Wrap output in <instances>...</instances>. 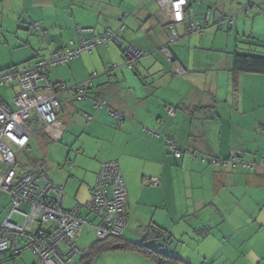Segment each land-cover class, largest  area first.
Instances as JSON below:
<instances>
[{
  "label": "crops",
  "instance_id": "0c3cea01",
  "mask_svg": "<svg viewBox=\"0 0 264 264\" xmlns=\"http://www.w3.org/2000/svg\"><path fill=\"white\" fill-rule=\"evenodd\" d=\"M21 1L0 0V23L10 26L9 30L18 24L16 16L22 20L26 13L30 18L26 32L32 36L33 45L29 39L17 45L14 31L0 36L1 44L9 52L35 47V57L28 60L33 62L21 69L31 68L39 59H48L51 53L70 43L77 46L80 39L98 37L109 31L116 34L119 41V44L95 46L90 53L82 51L78 59L54 68L55 71H46L50 82L67 87V91L59 95L57 118L62 124L61 135L58 139L33 135L28 147L32 150L35 143L62 140L66 134L95 141L87 156L92 163L90 169L97 174L100 164L111 161L117 162L120 168L126 189L121 240L130 242H140L146 229L154 225L171 235L173 228L166 217L169 214L177 216V220L180 217L178 212L169 209L173 199L168 193L176 190V177L180 176L186 194L185 213L196 221L191 229L185 225L184 232H188L185 237L189 240V234L197 243L212 242V251L203 254L210 264L216 263V257L223 264H237L242 249L253 250L248 241L240 240L243 231L257 234V220L259 217L264 220V72L240 73L234 81L232 53L237 52L233 49L234 43L237 45L239 37H243L240 43H245L246 48L241 50L242 54L264 56V35L239 31L237 22L234 43L229 34L221 38L223 45L215 46L217 37L224 35L220 23L226 17L218 20L207 7L206 14L201 16L203 13L199 14L198 10L204 0L195 1V14L192 12L194 0H186L189 18L175 25L181 39L189 38L185 45L173 47L168 46L165 32L172 18L160 0H29L28 10L25 9L28 0H23L22 7L27 12L17 15L16 8ZM209 18L213 23L210 24ZM191 23L202 30L200 34L187 33ZM34 25L41 28L40 32ZM78 29H91L93 33L80 34ZM12 35L16 41L13 44L10 43ZM128 46L142 52L130 67L124 65L123 51ZM163 48L169 49L168 55ZM157 54L162 64L169 66L161 65ZM17 60L16 65L23 59ZM179 66L184 68L183 74L176 72ZM88 81H91L86 91L88 97L80 104H73L72 88ZM4 88L6 92L0 93V97L10 103L16 88ZM96 103L102 106L95 107ZM168 108L174 109L172 116ZM31 124L38 125L33 113ZM167 139L177 142L180 158L175 159L169 152ZM232 155L250 167L221 164ZM203 157L206 162L202 161ZM212 159L216 163L211 162ZM69 160L49 173L44 167L37 169L52 183L63 187L61 207L64 210L85 204L96 179L95 174L93 180L86 183V177L78 175L83 168L74 166L77 159ZM73 173L80 179L76 180ZM148 178L156 179L157 184H151ZM20 209L26 210V206L21 205ZM12 216L11 220L16 222ZM83 218L96 224L90 213ZM263 244L249 256L253 263L260 264L264 260ZM25 246L26 240L20 239L18 247ZM230 250L235 251L233 255L228 254ZM16 257L9 259L14 261ZM78 260L75 258L72 264H78ZM4 261L6 259L1 257L0 264Z\"/></svg>",
  "mask_w": 264,
  "mask_h": 264
},
{
  "label": "built area",
  "instance_id": "2783aa9c",
  "mask_svg": "<svg viewBox=\"0 0 264 264\" xmlns=\"http://www.w3.org/2000/svg\"><path fill=\"white\" fill-rule=\"evenodd\" d=\"M160 1L172 18L167 27L170 46L180 38L174 24L182 20L187 2ZM34 29L37 32L41 30L37 25H34ZM120 29L122 30L123 26ZM201 31L193 23L189 24L187 29L188 34ZM78 32L93 33L91 29H78ZM108 43L119 44L116 34L108 31L98 37L80 39L77 46L70 43L65 48L51 53L48 59L37 60L31 68L0 72V88H16L10 103L0 97V192L3 191L10 197L9 214L0 224V262L1 257L13 258L19 256L22 249L29 248L41 264H72L73 260L81 255L75 240L83 226H92L98 241L122 239L126 189L117 162L100 164L89 200L72 210H64L61 207L63 187L52 183L41 169L35 173L25 172L20 175L15 167L16 152L25 150L31 136L46 135L47 138L58 139L61 135L62 124L57 118L59 95L66 92L67 87L50 82L46 71L67 64L82 51L90 53L95 46ZM163 52L168 55L167 48H163ZM141 56L142 52L128 46L125 50L124 65L133 66ZM176 72L183 74L184 68L179 66ZM89 86L91 81L72 88L77 101L85 98ZM101 106V103L95 104V107ZM167 112L172 116L174 109L168 108ZM32 113L38 121L37 127L31 124ZM89 120L87 117V121ZM166 144L175 159L181 157L177 142L167 139ZM206 160V157L202 158L203 162ZM211 162L216 163V160L212 159ZM226 163L232 167L238 164L250 167L236 155H232L226 162H221L222 165ZM149 181L151 184H157L156 179ZM21 205H25L26 210L20 209ZM82 209L94 215L97 219L95 225L81 216ZM12 214L20 216L23 222L12 221ZM35 225L37 227H34ZM43 226L46 228L43 229ZM20 239L26 240V246L23 248L18 247Z\"/></svg>",
  "mask_w": 264,
  "mask_h": 264
},
{
  "label": "rangeland",
  "instance_id": "374dc122",
  "mask_svg": "<svg viewBox=\"0 0 264 264\" xmlns=\"http://www.w3.org/2000/svg\"><path fill=\"white\" fill-rule=\"evenodd\" d=\"M22 1L21 3H18V6L16 8L17 15L27 12V10L29 9L28 7L29 0L25 3V9L27 10H25L24 7H22L23 5ZM195 1H198V0H194V3H193L194 6L192 7L193 14H195L194 12L195 6H196ZM201 1L203 0H200V2ZM252 3L259 5V6H255L254 8L249 7L250 5L248 4H252ZM206 7L209 9L212 15L216 14L218 16L219 18L218 20L226 17V19L220 23V26L222 28L221 31L223 32L224 35H220V37H217L215 46L223 45L224 42L222 41L221 38H225V36L229 34H230L231 41L234 43V40L236 37L235 25L237 22L239 23L238 24L239 31H244L246 34L251 33V35L259 36V37H262V35H264V0H204L203 2L200 3V10H198L199 14L203 13V14H200L201 16H204L206 14V11H207ZM16 19H17L16 21L18 24L16 26H12V30L11 29L9 30L8 27L10 26L6 25L5 23H0V36L2 35V33L5 36L8 33H11L14 31L16 32V35H17V36L15 35L17 37V45H20L21 43L28 41V39H29V43L33 45L32 36L31 35L29 36V34L26 32L28 25H30V20H29L30 18H28V14L25 13L24 17H22V20L18 18L17 16H16ZM209 19H210V24L213 23L212 19L211 18ZM229 21L232 22L231 25H229L230 24ZM203 23L204 22L202 21L201 25H203ZM174 27L180 37L178 26L174 24ZM213 27L216 28L217 26H213ZM165 32L167 35V44H168L170 37H169L168 31L165 30ZM190 34H193V35L200 34V32H195V33H190ZM239 35L242 36L243 32H240ZM11 37L13 39L11 40L10 43L13 44L14 42H16L14 40L15 37L14 35H12ZM188 38H189L188 36L182 39L180 37L179 40L175 44L170 45V46L173 47L176 45L178 46L185 45ZM243 39H244L243 37H239V40H238L239 43L236 45V42H235L233 45V49H236L235 51H237V53H240V54L243 53L241 50L246 48V46L244 45L245 43H242V42L240 43V41H242ZM1 43L2 42L0 41V71L1 70L4 71L7 69H15V68L16 69L19 68L20 70L22 67L29 66L33 62V61H28V60L31 59L32 57H35L34 56L35 53L33 52L35 49L34 46H32L30 49L27 48L28 50L25 49V47H21V48H17V50L9 52L6 50L4 45H2ZM235 45L236 47L234 48ZM38 47L41 48L40 45H37V48ZM157 55L159 56L158 62H160L161 65L169 66L165 62H163L162 64L160 55L159 54ZM17 58L23 59V60L21 63L16 65L15 63H18ZM75 85H78V84H75ZM5 92H6L5 88L4 89L0 88V93L5 94ZM85 97H88L87 93ZM73 104H80V101H76V99H74ZM94 143L95 141H89V138L86 136H79L77 138V137H73L71 134H66L62 140H58V141L48 140V141H44L43 143H39V145L35 143L34 145H32V154L38 161H41V164L35 168V171L36 169L40 167L41 168L44 167V169L46 170V173H49V170H53V168H58V166L63 165L67 160L70 159L69 162H71L77 159L74 166L76 165L78 167L83 168V170L78 172V175L83 174L86 177L84 181L88 183L93 180V177H95V174H96L95 173L96 171L90 169V166L92 163H90V160L87 159V156L93 150L92 144ZM83 144H84V150H82ZM77 148H79V150ZM16 155L19 158V161L22 162L25 160V158L22 157L23 156L22 152H16ZM71 175L74 176L76 180L80 179V178H77L78 177L77 173L76 174L73 173ZM176 178L178 179L176 190L170 191L168 193L170 197H172L173 199L172 202L170 203L169 209H171L172 212H178L180 220H177V216H172L169 214L170 216L169 217L166 215L167 216L166 220L169 221L170 223L169 225L171 229L173 228L172 230L173 232L170 231L172 235V241L168 247V250L171 252L173 251L181 259V261L178 264H210V261L207 262L208 259L203 254L209 253L212 251L211 249L213 247L212 242L197 243V241L193 237H191L189 234H188L189 240H187V237H185V234L188 233V232H184L185 225L190 226V229H191V227L194 226L193 224L196 221L190 220L189 219L190 217L185 213L186 211L184 210L185 207L183 203L185 202V196H186L185 187L182 184V180L180 176ZM76 184H78V182ZM258 197H260V194L258 195ZM253 203L254 202H252V204ZM242 205L244 206V202H242ZM258 208H260L259 204H258ZM9 210H10V197L5 192L1 191L0 192V224L2 223L3 219L5 218ZM81 211H82L81 213L83 214V217H85V215L88 214V211L85 209H82ZM243 213L246 214V211ZM90 215L92 219L95 218L93 214H90ZM12 219L15 220L17 223L23 222L22 218L20 219L19 217L15 215L12 216ZM95 223H97L96 218H95ZM260 225H264V220H262V217L258 218L257 224H256L258 233L260 232L259 235L258 233L254 235L249 230L243 231L242 237L240 238V240L248 241L250 243L251 249L253 250H249L248 247H246L244 250L242 249V251H240L241 254L239 255L240 259L237 260V262L235 263L237 264H256L251 261L249 256L251 254H255L253 253V251L254 250L257 251L256 249L261 247V245L264 243V227L261 228ZM196 235L200 237L198 233ZM96 239L97 238L95 236L94 228L92 226H83L82 231L80 232L78 239L76 240V243L79 249L82 252H84L89 248V246L92 243L95 242ZM238 240L239 239L237 238V242ZM208 244H211V245H208ZM236 245H238V243H236ZM234 250H230L228 254H231L232 252V255H233ZM261 252H264V249L261 250ZM237 254L232 258H235ZM3 264H40V263L35 253L31 249L27 248L19 256H17L14 261L11 259H6V261H4ZM90 264H153V262L149 258H146L135 252H129L123 249H115V250L111 249L110 251H105V252L95 255L92 258ZM215 264H223V261L222 260L219 261L218 258L216 257ZM260 264H264V260L261 261Z\"/></svg>",
  "mask_w": 264,
  "mask_h": 264
},
{
  "label": "trees",
  "instance_id": "16d2710c",
  "mask_svg": "<svg viewBox=\"0 0 264 264\" xmlns=\"http://www.w3.org/2000/svg\"><path fill=\"white\" fill-rule=\"evenodd\" d=\"M186 6L183 10L182 20L189 18V9ZM123 54H125V50ZM263 72L264 56L240 54L237 52L232 53L231 73L234 81L236 75L240 73L261 74ZM22 155L21 156L24 157L25 160L22 162L18 160L15 165L19 174L21 175L25 172L34 173L35 168L40 165V161L33 156L32 150L28 146L22 151ZM171 241L172 237L167 230L155 225L149 226L140 242H130L121 239L95 240L86 251L82 252L80 250L81 255L78 264H90L95 255L110 251L111 247L115 244L120 246L119 249L135 252L149 258L153 264H178L181 259L173 251L171 252L168 250Z\"/></svg>",
  "mask_w": 264,
  "mask_h": 264
},
{
  "label": "water",
  "instance_id": "95a60500",
  "mask_svg": "<svg viewBox=\"0 0 264 264\" xmlns=\"http://www.w3.org/2000/svg\"><path fill=\"white\" fill-rule=\"evenodd\" d=\"M119 248H120V246H119L118 244H115V245H113V246L111 247L112 250L119 249Z\"/></svg>",
  "mask_w": 264,
  "mask_h": 264
}]
</instances>
